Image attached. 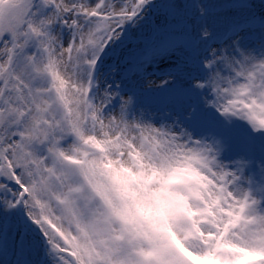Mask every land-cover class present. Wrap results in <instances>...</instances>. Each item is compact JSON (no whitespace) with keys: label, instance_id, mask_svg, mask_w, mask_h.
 <instances>
[{"label":"snow or ice","instance_id":"snow-or-ice-1","mask_svg":"<svg viewBox=\"0 0 264 264\" xmlns=\"http://www.w3.org/2000/svg\"><path fill=\"white\" fill-rule=\"evenodd\" d=\"M0 264H264V0H0Z\"/></svg>","mask_w":264,"mask_h":264},{"label":"bare ground","instance_id":"bare-ground-1","mask_svg":"<svg viewBox=\"0 0 264 264\" xmlns=\"http://www.w3.org/2000/svg\"><path fill=\"white\" fill-rule=\"evenodd\" d=\"M254 3H256L257 5H259L260 0H253ZM152 79H155V77H152Z\"/></svg>","mask_w":264,"mask_h":264}]
</instances>
